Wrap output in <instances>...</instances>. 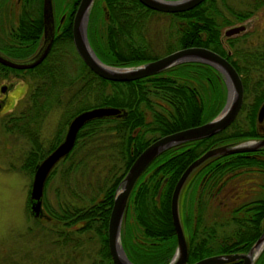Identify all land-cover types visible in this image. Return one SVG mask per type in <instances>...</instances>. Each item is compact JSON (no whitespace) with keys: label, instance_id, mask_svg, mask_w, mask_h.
Returning a JSON list of instances; mask_svg holds the SVG:
<instances>
[{"label":"trees","instance_id":"1","mask_svg":"<svg viewBox=\"0 0 264 264\" xmlns=\"http://www.w3.org/2000/svg\"><path fill=\"white\" fill-rule=\"evenodd\" d=\"M19 2L16 24L9 27L0 45L2 51L15 57L35 48L42 29L41 0ZM77 2L71 0L67 11L52 5L54 24L63 17L39 63L25 69L0 63V71L4 72L1 75L24 70L32 79L26 103L6 119L5 128L30 142L21 168L32 176L36 163L61 139L74 113L95 105L123 109L119 116L96 117L78 129L70 151L55 163L44 182L45 188L49 177L60 168L65 197H57L54 205L50 204L43 188L42 213L33 219L37 229L32 232L29 228L26 237L33 241L41 234L38 243H46L43 252L58 248L70 263L81 262L85 254L83 264H113L106 225L113 192L124 171L157 136L212 118L222 107L225 85L216 68L199 61L179 62L124 81L97 75L80 59L71 42V17ZM242 2V7H236L228 0H202L174 12L149 8L139 0H93L90 6L86 35L103 62L130 66L159 56L152 51V43L156 42L150 36L149 25L160 13L169 17L164 53L188 45L212 49L234 66L243 87L240 108L225 128L166 148L134 182L126 200L119 240L135 264H165L174 252L170 193L184 167L209 146L262 135L255 115L264 99V27L261 40L254 44L247 43L246 33L225 36L222 32L225 25L246 19L264 4V0ZM53 107L63 109L64 119L52 142L42 147L37 127ZM99 160L103 163L94 170ZM78 177L82 189L74 184ZM178 213L188 263L207 255L246 251L264 228V146L218 155L201 163L180 190ZM50 234L47 247L48 239H44ZM38 256L32 264H46V257L48 264L57 263L47 252ZM240 262L235 259L211 264ZM253 264H264V245Z\"/></svg>","mask_w":264,"mask_h":264},{"label":"water","instance_id":"2","mask_svg":"<svg viewBox=\"0 0 264 264\" xmlns=\"http://www.w3.org/2000/svg\"><path fill=\"white\" fill-rule=\"evenodd\" d=\"M145 6L163 12H174L188 9L202 0H139ZM93 0H78L71 17V41L80 59L97 75L109 80H131L148 74L159 72L173 64L184 61H199L216 68L222 75L225 84V100L220 110L210 119L201 123L180 128L157 136L146 144L132 159L118 181L109 209L106 239L107 248L113 264H135L126 256L119 240L121 221L124 216L126 200L130 190L145 167L160 152L179 143L209 136L225 128L236 116L241 102L243 87L240 75L227 58L204 46L188 45L173 49L158 57L130 66L112 65L103 62L90 46L86 26L89 9ZM41 42L35 50L25 58H12L0 52V63L13 68H29L39 63L46 55L53 37V14L51 0H41ZM243 24L228 26L224 35H232L243 30ZM123 109L113 105H95L74 113L66 123L61 139L36 163L29 185L28 200L34 215L40 214L41 196L44 182L55 163L66 155L74 144L78 129L86 121L108 115L119 116ZM256 126L262 134L258 138L238 142L215 144L201 151L181 171L171 193L169 210L176 237V246L170 259L165 264H211L240 259V264H253L254 259L264 245V228L244 252L217 253L187 262V245L178 213L180 190L189 176L204 161L228 153L252 151L264 146V99L260 102L255 115ZM260 243L253 254V249Z\"/></svg>","mask_w":264,"mask_h":264},{"label":"rangeland","instance_id":"3","mask_svg":"<svg viewBox=\"0 0 264 264\" xmlns=\"http://www.w3.org/2000/svg\"><path fill=\"white\" fill-rule=\"evenodd\" d=\"M19 1L20 0H0V45L4 44L1 43V39L4 40L9 27L16 24L17 15L20 10ZM229 1L236 7L243 6V0H228V2ZM70 2L71 0H54L53 3V0H51V4L54 5V8H64L65 11L70 7ZM154 18L151 25H149L150 36L156 42L152 43V51L162 55L165 54L164 48L167 44L165 43V38L167 20H169V17L158 13L154 15ZM236 24H243L244 28L232 35L241 36L243 33H246L248 44L259 42L263 35L264 4L257 8L246 19L234 21L232 24L225 25L222 28V32L228 26ZM40 42L41 38L39 39V43ZM1 53L16 58L7 52L5 53L2 51ZM2 73L4 72L0 71V86L6 85V88H4L3 91L0 89V264H32V261L39 257L38 254L44 252H47L48 256H54L57 259L56 264H83L87 258L85 254L81 262L70 263V259L65 258L64 253L58 248H49V250L43 252L42 246H46V243H38L42 237L41 234L36 236L33 241H31L30 238H26L28 234H30L28 233L29 228L32 232L37 229V225L34 224L33 221L35 215L30 210V203L28 200L31 175L26 169L24 170L21 168L24 155L30 146V142L24 136L9 132L10 130L5 128V121L20 110L26 103L25 96L27 90L31 87L32 79L24 70L17 73L7 71L5 75H1ZM238 117L240 118L241 114ZM63 119L62 108L53 107L47 111L37 127L36 136L40 140V146L47 147L49 143L52 142L54 134L59 128V125H61L60 123ZM63 129L65 130V127ZM149 134L150 133H148V135ZM102 163L103 162L99 160L98 163L94 164L93 169H98V166H101ZM59 169L60 168H58V170ZM58 170L49 177L43 194L44 198H47L48 202L53 205L57 197L58 199L65 197L64 193L66 191L59 177ZM79 178L81 177H78L76 183H74V181L73 183L77 185L79 189H82L78 185ZM81 181H84V179H81ZM42 200L43 198L41 196V201ZM51 238L52 235L50 234V236L48 235L44 239L45 241L48 239L47 247L50 246L49 242ZM34 247L35 249H33ZM46 259V264H48L49 258L46 257ZM49 264L52 263L49 261Z\"/></svg>","mask_w":264,"mask_h":264},{"label":"flooded vegetation","instance_id":"4","mask_svg":"<svg viewBox=\"0 0 264 264\" xmlns=\"http://www.w3.org/2000/svg\"><path fill=\"white\" fill-rule=\"evenodd\" d=\"M62 17H63V14L57 19V22L59 23L61 20H62ZM55 17L53 16V23H55V19H54ZM58 23L57 24H53V27H54V29H56L57 27H58ZM53 33H54V30H53ZM40 38H41V34H40ZM39 38V39H40ZM39 44V40H38V42H37V44H36V46H35V48L37 47V45ZM35 48L30 52V53H28L27 55H25V56H22V57H16V58H25V57H27V56H29L34 50H35ZM0 52H2L1 51V49H0ZM4 54V53H3ZM163 55V54H162ZM160 56V55H159ZM15 57V56H14ZM4 88H6V85H1L0 86V89L3 91V89ZM41 208H42V205H41Z\"/></svg>","mask_w":264,"mask_h":264},{"label":"bare ground","instance_id":"5","mask_svg":"<svg viewBox=\"0 0 264 264\" xmlns=\"http://www.w3.org/2000/svg\"><path fill=\"white\" fill-rule=\"evenodd\" d=\"M259 246H260V243L257 246H255V248L253 249V254H255V252L257 251V249L259 248Z\"/></svg>","mask_w":264,"mask_h":264}]
</instances>
